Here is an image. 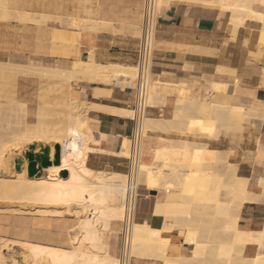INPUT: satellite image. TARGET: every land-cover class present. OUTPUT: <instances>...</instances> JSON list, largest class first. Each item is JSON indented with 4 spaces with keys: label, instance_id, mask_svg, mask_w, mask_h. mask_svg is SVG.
<instances>
[{
    "label": "bare ground",
    "instance_id": "bare-ground-1",
    "mask_svg": "<svg viewBox=\"0 0 264 264\" xmlns=\"http://www.w3.org/2000/svg\"><path fill=\"white\" fill-rule=\"evenodd\" d=\"M15 1L16 0H0V5L9 6L14 4ZM162 1L163 0H155L156 7H158V4ZM203 1L227 10L230 14V28H235L247 18L259 19L264 27V13L256 12L252 9L253 2H259L264 5V0ZM42 2H44V0ZM77 2L78 1H76V3ZM47 4L54 10L61 9V4H52L50 1ZM89 10H84L88 15L86 18H84V15L83 18L79 17L83 21H86V23L87 21H89L88 23L91 21L89 20ZM25 15L24 13L22 17L19 16L21 20H25ZM73 16L70 17L72 23L75 21ZM238 19L242 21L238 22ZM4 49L0 51V89L4 86L3 83L8 84L7 82L10 81L9 83H11L12 80L14 81L18 74L28 75L33 73V67L35 66L11 62L7 56V51H4ZM91 57L92 55H88L87 58L91 59ZM35 67L39 68L40 76L46 79L50 76V73L52 75L62 74L70 70L61 69L58 66ZM135 67L136 69L126 70L125 67L112 65L107 70L112 76H130L135 78V83L139 75V68L137 65H135ZM40 76L39 78H42ZM145 83L147 84L146 95H142L137 112L133 109L116 108L114 110V112L123 116L132 117V119L136 118L133 138L125 136L109 137L102 133H95L88 125H85L84 115H81L77 111L76 113L73 110L74 102L72 97H70V99L68 98L69 102L62 101L65 103V107H67V109L69 108L68 111L58 112V114L61 115L63 113L66 116L67 127H61V121L57 119V122H45L43 116L47 115V111L39 109L36 112L38 120H36L32 128L34 132L32 135H29L28 130H30L32 123L24 120L26 111L21 103H17L23 111L22 116L20 115L22 117V127L16 131L14 130V132L11 130L10 137L7 136L8 138L0 133V199L15 202L11 209L6 208L3 210H11L18 214H24L31 212L32 209L35 208H31L33 205H58L61 202L76 204L77 201H79L80 193L83 194V197L88 196L90 198L91 193L89 187L86 185V182H88L86 177L88 168L86 165L89 163L90 155L93 153H109L126 157L128 154V158L134 148L139 154V161L135 174L129 177L127 173L126 175L121 172L107 173L108 182H101V187L97 189V194L94 197L97 204L101 205L100 214L103 215H100L101 217H105L106 215V218L121 219V221L128 218V229L124 249L126 263H131L132 256H157L161 258L162 264H195L197 262L198 264H264V223L262 230L259 232L251 230L243 231L238 226V215L242 204L246 201L259 200L260 195L251 192L246 182H240L238 180L234 164L228 163L229 169L226 173H223L200 168V160H195V163H191V161L182 163L181 158L173 160L171 158L173 154L171 147L177 146L176 143L178 141L175 140H173V142L176 143H168V146L150 147L147 131L156 129L165 131L176 129V131L180 133V131L183 130L180 125V118L184 116V113L182 111H176L174 115H172L174 116L173 120L146 117L147 105L149 104L152 106L155 104L154 100L157 85L153 84L156 85V87H152L148 80L145 81ZM11 85L13 86V84ZM10 86L8 88L9 91H11ZM67 86H65L66 90ZM150 86L152 89L149 93ZM4 90L6 89L3 88L2 91L5 92ZM8 90H6L7 93L5 92L6 95L10 93ZM58 90L61 91V83H59ZM12 91L14 90L12 89ZM59 91L58 94H61ZM12 94L11 92V96ZM67 94L68 93L65 95ZM3 96L4 98L7 97H5V95ZM68 96H70V93ZM41 99H44V97ZM59 100L57 104L61 102V100ZM190 101L191 105L190 103L188 104L190 108L194 106L198 113L196 117H198L200 123L197 122L199 123H196L197 126L191 128L188 126L186 128L201 131L208 136H216L218 133L217 126L210 122L213 114L216 115L215 117H217V119L222 121L225 129L239 130L241 123L246 120L249 115L252 114L256 117L259 113L257 108H251L248 104L232 103L224 106L211 102L209 103L205 100L197 101L190 99ZM10 102L7 106L10 105ZM51 102H54V99ZM1 105L2 104H0V106ZM185 108L186 107H184V109ZM56 114L57 113H55V116H58ZM176 122L179 123L175 124ZM17 126H19V124ZM189 131L191 132V130ZM9 132L5 134L9 135ZM193 143L194 142L182 140L180 146L183 149H187L191 147ZM31 144L35 145L33 149L34 153L40 152V146H48V157L50 160L54 158V145L58 144L59 153L64 163L61 171H66V176H61V171L57 172L55 176H44V180L40 179L39 175H36V173L29 176L27 173L28 159L24 154L29 150L28 147ZM20 149L25 151L23 153H18ZM149 152H151V155H149ZM202 152L204 157L201 160H210L213 158L226 159L227 157L204 145L202 146ZM234 152H236V150ZM148 157H150L151 162H147L146 159ZM17 158L21 159L19 169H16L13 164V159L15 160ZM76 159L82 161L84 166L77 167L75 165ZM178 161L179 168H177ZM182 164L187 170L182 168ZM36 166H39V163H37ZM23 167L24 169H22ZM140 179H142L144 183V187L141 188ZM204 182L215 185V191L212 195H209L202 186L192 190L189 189L192 186ZM258 183V185L263 187V192L264 179L261 178ZM129 184H132L134 189L132 199L130 198V209L126 208V189ZM142 190L145 192L142 193ZM159 192H162L161 195H159ZM177 194L181 198L179 201L174 200ZM261 194L264 195V192ZM58 211L60 212V210ZM58 211L57 213H59ZM70 211L71 210H69V212ZM62 212L63 211H61L60 214ZM138 212H148L154 216H160L162 218L160 226L153 227L148 221L137 219L135 216ZM83 217L84 216L81 215L79 218ZM180 228L185 230L186 236L183 238V241L190 245V254H188V256L179 255L174 257L171 256L169 252L171 231ZM202 231L209 236L208 241L199 239L200 232ZM212 235L214 237H211ZM105 236L106 239H108V235L106 234ZM3 240L2 242L0 241V255L6 252L5 254L8 256V261L0 264H118L119 262L118 257L110 254L111 252H109L107 246L108 251L105 249L106 251L103 254H97L92 252L88 246L79 242L75 245L73 244L74 249L63 250L64 253H62L59 249L52 246L40 245L39 247L36 243L11 240L12 242L21 243L20 246H22V249L20 248V250L15 248V245L7 244L10 239ZM210 241L213 243V247L208 251V243ZM107 245L109 244L107 243ZM251 245H254L255 249L252 253H249L247 250ZM12 250H18L25 261L23 263L15 262V258L10 256ZM136 259L137 258H135V260ZM140 259L139 257V260Z\"/></svg>",
    "mask_w": 264,
    "mask_h": 264
},
{
    "label": "crops",
    "instance_id": "crops-1",
    "mask_svg": "<svg viewBox=\"0 0 264 264\" xmlns=\"http://www.w3.org/2000/svg\"><path fill=\"white\" fill-rule=\"evenodd\" d=\"M55 1L61 2V69H70L74 60L87 59L88 55H92L93 61L101 65H136L144 0ZM202 1L163 0L158 4L159 18L149 76L153 80V83L150 80L149 83L152 87L157 85V92L155 104L147 105L146 117L173 120L172 115L176 111L186 115L187 110H195L194 106L190 108V99L224 106L249 102L250 107L257 108L259 113L243 124L241 135L246 147L242 149L250 152L251 160L255 158L264 162V27L259 19L247 18L235 28H230L227 10ZM82 8L89 10L90 29L70 25L69 18L74 14L75 23L82 20L79 17L88 16ZM252 9L264 13V5L259 2H253ZM62 51L65 53L62 54ZM122 79L110 78L109 82H102L80 77L70 81L75 88L76 99L84 103L89 128L97 134L130 137L132 117L112 111L116 108L132 110L133 81ZM24 86L23 91L34 92L32 84L26 83ZM215 116L213 114L211 118L215 119ZM148 136L153 147L168 146L171 139L201 141L219 153L225 151L227 140L220 132L215 138L200 135L194 138L187 133L152 130ZM146 160L151 162L150 157ZM88 164L95 171L127 173V159L123 156L93 153ZM250 172V176L248 172L241 176L247 179L251 192L260 196L259 200L242 204L238 226L243 231L259 232L264 223V195L261 194L264 191L258 181L264 179V167L251 164ZM61 216H52L60 218L55 220L0 216V234L70 249L73 244L79 243L72 232L80 228L83 241L80 243L94 253L103 254L106 251L102 230L83 228L77 218L62 219ZM135 217L148 221L153 227H159L162 220L160 216L148 212H138ZM184 231L182 228L171 231V256L190 254V245L183 241ZM119 240V235H113L109 241L111 252L116 255ZM139 257L132 256L131 264H162L157 256Z\"/></svg>",
    "mask_w": 264,
    "mask_h": 264
},
{
    "label": "rangeland",
    "instance_id": "rangeland-1",
    "mask_svg": "<svg viewBox=\"0 0 264 264\" xmlns=\"http://www.w3.org/2000/svg\"><path fill=\"white\" fill-rule=\"evenodd\" d=\"M16 1H17V3H16ZM16 1L14 4L9 5L10 7L5 6V5L4 6L0 5V51H3V49L5 48L4 51H7L8 58L10 59L11 62H14V63L31 64V65H35V66H46V67L58 66L61 68V13H60L61 9H59V10L55 9L54 10L51 6H49V4H47L49 1L52 4H61V2H56L55 0H44V2H42L43 0H30V1L29 0H16ZM18 2H20V3H18ZM24 13L26 14L25 15L26 18H25V20H23V19L21 20V18L19 16L22 17V14H24ZM70 19L71 18H69V20ZM241 21L242 20L238 19V22H241ZM88 24H89L88 22L86 23V21H83V20L82 21L79 20L76 23L75 22L70 23V25L74 26V27H79V28H83V29H90ZM64 53H65V51H62V54H64ZM112 65L125 67L126 70H131L134 68L136 69L135 66H124V65H119V64L101 65V64L94 62L92 57H91V59L90 58H87V59H79L78 58V60L73 61L70 70L63 72L62 74L52 75L50 73V76L46 79L45 77L40 76L39 68L34 66L33 67V73H31L32 75L31 74H28V75L18 74L16 79L14 81L12 80L13 82L11 81V83H9L10 82L9 81V82H7L8 84L3 83L4 86H2L0 89L1 93L3 92L2 91L3 88L8 90V88L11 84H13V86L12 85L10 86L11 91L8 90V92H10L9 94L6 95V93H7L6 90H4L6 93L5 92H3L2 94L0 93V97L2 96L1 100H0V104H2L1 106H3V104H4L3 107L0 106V114H1L0 115V133H2V135H5V137H7V136L10 137L11 130L14 132V130L16 131L22 127V122H21L22 117L21 116H22L23 111L20 109V107L18 105L20 103L23 105V107L26 111V115L24 117V120L29 122V123H32L30 130H28L29 135H32L34 132L32 128L34 127L33 125L36 122V120H38L37 116H36V112L39 109H43V110L47 111V115L43 116V119L45 118L44 119L45 122L46 121L47 122H57V120H58V121H61L60 122L61 127H63V128L67 127L66 116L63 113L60 115V114H58V112L59 111H61V112H67L68 111L69 108L67 109V107H65V103L62 104V101L64 100L65 102H69L70 97H72V100L74 102L73 110L75 112L76 111L79 112L81 115H84L85 125H88L87 124V118H86V108L83 106L84 103L79 102L76 99L75 88L71 86L70 81L73 79L80 78V77L91 79V80H98V81H102V82H109L110 78H116V79H119V78L122 79L123 78L122 80L125 79L128 81H133L131 83L134 85V79L135 78H132L130 76H128V77L112 76L107 70ZM39 76L42 78H39ZM150 81H152V83H153L152 78L150 79ZM26 83L32 84L34 86L33 87L34 92H28L27 93V92L23 91V89H25L24 85ZM40 83H42V84H40ZM59 83H61V91L58 90ZM62 84H63V86H62ZM67 85H69V86H67ZM65 86H67V90H66ZM12 89L14 91H12ZM151 89H152V87H151ZM58 91L61 94H58ZM11 92L13 93L12 96H11ZM64 93L65 94L68 93V94L65 95ZM69 93H70V96H68ZM3 95H5V97L7 96L6 98L8 100L6 98H4ZM38 95H39V98H38ZM41 95H42V97H41ZM43 97H44V99H41ZM2 98H4V99H2ZM59 98H60L61 102H59V104H57ZM53 99H54V102H51V101H53ZM9 102H10V105L7 106V104H9ZM15 103H16V105H15ZM51 103H55V104H51ZM60 103H61V105H60ZM36 105H37V107H36ZM59 105L61 108L59 107ZM63 105H64V107H63ZM248 105L251 106L249 104V102H248ZM114 110L115 109H113L112 111L114 112ZM51 112H52V114H51ZM54 112L57 113L56 115H58V116H55ZM14 114H15V116H14ZM3 115H5V116H3ZM8 115H10V116H8ZM187 115H188V118H187ZM196 116H198V113H196V110H194V109H189V111L187 110L186 115L181 117L180 120L181 121L188 120V122H187V124L186 123H180V125L183 129L182 131H180V133L191 134V136L194 138L199 137L198 135L204 136L207 138H215L214 136L205 135L201 131H198V130L195 131L194 129H190L191 127L197 126L196 123L199 122L198 121L199 119ZM3 117H5V118H3ZM253 117H254V115H252V114L249 115L248 118L241 123V127L239 130L225 129L224 124L222 123V121L220 119H217V117L215 119H212V118L210 119V122L217 126L218 133H217L216 137L218 136V134L220 132L227 138V140L225 142V147H226L225 151L222 152L223 156H227L226 159H224V158H213L210 160L209 159L201 160L204 157L203 152H202V146L204 145L205 147H207V145L201 141H197V142L191 141V142H194L193 145L187 149H183L180 146V143L182 140H180V141L175 140V141H178L177 143L173 142V140L170 142V144L176 143V145H177V146L171 147L172 153H173L171 158L173 160L174 159L176 160V158H181L182 163L183 162L188 163L190 161H191V163H195L196 162L195 160H200V164H199L200 168L210 169L211 171L223 172V173L224 172L226 173V171H228V169H229L228 163H231V164L235 165V169H236V172L238 175V180L240 182H246L247 183V179L245 177L241 176V174L244 172H248L249 176H250L251 164H258V165L264 167L263 161H258L255 158L253 160H251V157L249 156L250 152L244 151L242 149V148L246 147L245 142L243 141V137L241 135L243 124L246 123L248 120L252 119ZM14 120H16V121H14ZM180 120H179V122H180ZM199 123H197V124H199ZM15 124H17V125L19 124V126L15 125ZM188 126H190L189 129L186 128ZM156 130H161V129H156ZM189 130H191V132ZM149 131H152V130H148L147 134ZM162 131H165V130H162ZM166 131H170V130H166ZM171 131L178 132V131H176V129H172ZM185 131H188V132H185ZM8 132H9V135H6L5 133L8 134ZM195 134H198V135H195ZM149 146L153 147V146H151L150 142H149ZM233 150L234 151L236 150V152H234ZM24 151L25 150L20 149L18 151V153H21V152L23 153ZM54 155H55V148H54ZM149 155H151V152H149ZM127 156H128V154H127ZM127 156L125 158H127ZM175 163L177 164L176 161H175ZM13 164L15 166V160L14 159H13ZM75 165L77 167L84 166L82 161H80L79 159H76ZM63 166H64V163H63L62 157L60 156V153H59V164L58 165H53V166L50 165L48 167L36 166V168H37L36 175H39L40 179L44 180V178H43L44 176H55V174L57 172H59L63 169ZM86 166L88 168L86 171V175H87L86 177L88 180V182H86L87 183L86 185H87V187H89V190L91 193L90 198L88 196L83 197V194L80 193L79 201H77V203H76L77 205L75 203L69 204V203H63V202H61L58 205H52V204L51 205H36V206L33 205V206H31V208H33V207H35V208H33L31 212L24 213V214H20V213L18 214V213L11 211V210H3L6 208L11 209L13 207V205L15 204V202L0 199V203H1L0 204V208H1L0 209V216H20V217H29V218L40 217V218L55 220V219H60V218H56V217H52V216L64 215V216H61L62 219H71V220L73 219V220H75V218H77L78 220L80 219L79 222L83 228L84 227L95 228L96 231L101 232V230H102L103 234H105V235L107 234L108 239H106V236H105V241H106L105 246H107L109 249V252H111L110 245H107V243L109 244V241L112 239L113 235H115V237L117 235H119V232H120L121 226H122V221H121V219H110L109 217L106 218V215H105V217H101V216H103L102 214H100V211H101L100 206L101 205L97 204L96 200L94 199L95 195L97 194V189H99L101 187V182H108L109 179H108L107 173H109V172L95 171L89 166V164H87ZM180 166H181V164H180ZM177 168H179V161H178ZM182 168L187 170V168H185V166L183 164H182ZM22 169H24V167ZM200 186L204 187L209 195H212L215 191V185L210 184L208 182L197 184L195 186L190 187L189 189H191V190L196 189L197 187H200ZM141 187H144V183H143L142 179H140V188ZM144 192L145 191L142 190V193H144ZM161 193L162 192H159V195H161ZM174 200L179 201V200H181V198L177 194L176 197L174 198ZM3 203H6V204H3ZM43 206H45V207H43ZM58 210H60V212L61 211H63V212L60 214V212ZM69 210H71V211L69 212ZM57 211L59 213H57ZM37 214H44V215H37ZM50 215H52V216H50ZM81 215H83L84 217L79 218V217H81ZM200 233L201 234L199 235V239L208 241L209 236L203 231ZM184 234H185V231H184ZM72 236L75 239V241H77V239L79 240V242L82 241L80 228H78V229L76 228L72 232ZM185 236H186V234H185ZM215 236H217V235H215ZM211 237H214V236L212 235ZM3 239H10V241L7 242L8 245H15V248H17V249L21 248L22 249V246H20L21 245L20 242H12L11 241V240H18V238H15L12 236H5V235L0 234V241L1 242L4 241ZM20 241L36 243V244H38L39 247H40V245L48 246V244H41L39 242H34V241H30V240H20ZM16 244H18V245H16ZM70 244H72L71 241H70ZM107 247H106V250L108 251ZM212 247H213V243L210 241L208 243V251L211 250ZM55 248L59 249L62 253H64L63 250H72V249H74V246H72V248H70V249L69 248L65 249V248H61V247H55ZM254 249H255L254 245H251L247 251L249 253H252V251H254ZM5 253H2L0 255V263H6L8 261V256ZM95 253H97V252H95ZM97 254H99V253H97ZM110 254L117 257V255L115 253L111 252ZM10 256L15 258V262L23 263L25 261L22 257V254L19 253L18 250H12L10 253ZM195 264H198V262Z\"/></svg>",
    "mask_w": 264,
    "mask_h": 264
},
{
    "label": "built area",
    "instance_id": "built-area-1",
    "mask_svg": "<svg viewBox=\"0 0 264 264\" xmlns=\"http://www.w3.org/2000/svg\"><path fill=\"white\" fill-rule=\"evenodd\" d=\"M159 18V9L156 7L155 0H144L143 8H142V19L140 24V35L137 45V60L136 65L139 68L138 78L134 83V102L132 105V109L137 112L138 106L140 105L142 95H146L147 84L145 81L149 82V75H151V60H152V52L154 48V38L157 27V22ZM146 79V80H145ZM151 82V81H150ZM148 109V107H146ZM133 121V129L130 134V137H134L135 132V123L136 118L132 119ZM127 159V175L132 177L137 170V163L139 161V154L136 149H132L130 157ZM132 184H129L126 192V208L130 209V198L132 199L133 194ZM128 212V211H127ZM128 219V218H127ZM125 219L122 221L121 230L119 233V252H118V264H128L125 261V241H126V233L128 229V220ZM131 264V263H130Z\"/></svg>",
    "mask_w": 264,
    "mask_h": 264
},
{
    "label": "water",
    "instance_id": "water-1",
    "mask_svg": "<svg viewBox=\"0 0 264 264\" xmlns=\"http://www.w3.org/2000/svg\"><path fill=\"white\" fill-rule=\"evenodd\" d=\"M35 145H29V150L25 152L24 156L28 159L27 173L29 176H32L36 173V165L39 163L40 167H48L50 165H58L59 164V145L55 144V155L53 160H50L48 157L49 147L48 146H40V152L34 153ZM21 164V159H15V168L19 169ZM61 176H66V171H61ZM153 193V191H152Z\"/></svg>",
    "mask_w": 264,
    "mask_h": 264
}]
</instances>
